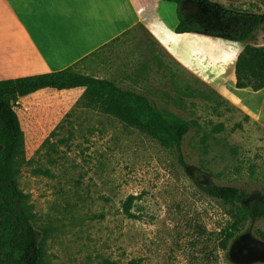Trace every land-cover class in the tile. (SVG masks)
Returning <instances> with one entry per match:
<instances>
[{"label":"rangeland","instance_id":"rangeland-1","mask_svg":"<svg viewBox=\"0 0 264 264\" xmlns=\"http://www.w3.org/2000/svg\"><path fill=\"white\" fill-rule=\"evenodd\" d=\"M138 1L150 8L149 21L97 53L91 73L147 95L193 127L178 151L89 104L84 92L20 97L15 109L24 150L17 177L43 233V264H246L232 252L243 234L264 241V217L247 219L224 248L234 208L205 188L237 186L248 194L246 202L264 196L262 95L232 88L225 98L182 67L145 24L170 39L185 16L232 31L243 15L258 14L253 41L260 43L264 0H195V16L173 2ZM226 11L237 16L223 22ZM227 39L215 38L220 46H228ZM131 195L137 217L125 210ZM255 263L264 264H249Z\"/></svg>","mask_w":264,"mask_h":264},{"label":"trees","instance_id":"trees-1","mask_svg":"<svg viewBox=\"0 0 264 264\" xmlns=\"http://www.w3.org/2000/svg\"><path fill=\"white\" fill-rule=\"evenodd\" d=\"M176 3L185 14L187 0H166ZM237 14L224 12L223 22ZM232 31L222 29L205 30V26L185 16L176 26L177 33L203 31L222 35L246 43L236 62V87L264 88V26L262 43L255 41V33L262 17L258 14L243 15ZM83 87L82 98L102 111L114 115L126 123L145 131L163 146L181 150L186 135L193 127L192 120L156 106L145 94L124 88L116 81L82 74L66 68L54 72L0 80V264H43V233L33 223V215L27 210L26 194L18 183V163L24 150V132L17 110L16 101L40 89L55 90ZM205 191L214 198L234 208L235 220L225 230L223 247L227 248L234 231L247 219L264 217V196L257 200L249 198L245 190L234 185L212 183ZM131 195L125 205L127 214L137 217L131 211L134 199ZM264 240V235H262ZM260 264V263H255Z\"/></svg>","mask_w":264,"mask_h":264},{"label":"crops","instance_id":"crops-1","mask_svg":"<svg viewBox=\"0 0 264 264\" xmlns=\"http://www.w3.org/2000/svg\"><path fill=\"white\" fill-rule=\"evenodd\" d=\"M145 12L148 22L151 10L138 0H0V80L66 68L106 78L91 73L96 69L95 55L141 22ZM145 25L182 67L225 98L230 99L232 88L248 90L236 87V62L246 43L228 38V46H220L218 35L177 33L178 24L171 29L175 36L167 39L153 25ZM41 91L78 96L84 88H45L35 93ZM249 91L262 95L261 118L264 88Z\"/></svg>","mask_w":264,"mask_h":264},{"label":"water","instance_id":"water-1","mask_svg":"<svg viewBox=\"0 0 264 264\" xmlns=\"http://www.w3.org/2000/svg\"><path fill=\"white\" fill-rule=\"evenodd\" d=\"M262 253H264V241L252 234H243L237 241L232 255L237 262L249 264L256 261L264 262V255Z\"/></svg>","mask_w":264,"mask_h":264},{"label":"flooded vegetation","instance_id":"flooded-vegetation-1","mask_svg":"<svg viewBox=\"0 0 264 264\" xmlns=\"http://www.w3.org/2000/svg\"><path fill=\"white\" fill-rule=\"evenodd\" d=\"M188 2H189V5L185 6L184 12L188 16H193V15L195 16V14L198 13L199 6L197 5L195 0H188ZM205 28H207V26H205Z\"/></svg>","mask_w":264,"mask_h":264},{"label":"built area","instance_id":"built-area-1","mask_svg":"<svg viewBox=\"0 0 264 264\" xmlns=\"http://www.w3.org/2000/svg\"><path fill=\"white\" fill-rule=\"evenodd\" d=\"M139 13H141V12H143V8H140L139 10ZM147 18H146V16H143L142 17V21H145ZM20 102V97L18 98V100L16 101V104H18Z\"/></svg>","mask_w":264,"mask_h":264}]
</instances>
